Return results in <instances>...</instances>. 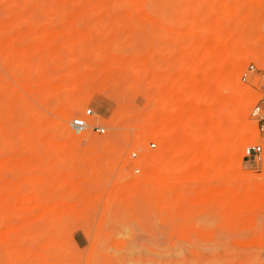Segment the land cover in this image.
Masks as SVG:
<instances>
[{"label": "rangeland", "instance_id": "obj_1", "mask_svg": "<svg viewBox=\"0 0 264 264\" xmlns=\"http://www.w3.org/2000/svg\"><path fill=\"white\" fill-rule=\"evenodd\" d=\"M193 1L0 0V264H264V0ZM199 109L217 167L176 152Z\"/></svg>", "mask_w": 264, "mask_h": 264}, {"label": "bare ground", "instance_id": "obj_2", "mask_svg": "<svg viewBox=\"0 0 264 264\" xmlns=\"http://www.w3.org/2000/svg\"><path fill=\"white\" fill-rule=\"evenodd\" d=\"M190 1L191 0H188V1L185 0V3L184 4L185 5L186 4L187 5L190 4ZM194 1H196V0H194ZM219 5L222 6L224 4L223 3L222 4L220 3ZM195 76L196 75L193 74V76H190L188 82H186V83H188L187 86H186V90H187V93H188L189 98L195 97V96L197 97L198 94L201 97L207 96L209 94V92H205L204 89L206 88L205 87L206 85H203V84L206 83V79L207 78H205V77H202V78H199L198 77L197 78ZM194 78L200 82V85H199V82H197V81H196L197 83L196 82H193V81H195ZM192 79H194L192 82L195 83V84H197L196 86L191 85L190 82H191ZM193 110L194 109H193L192 106H187L185 108V111H187L189 113H190V111L192 112ZM193 113H194L193 114L194 117H193L191 123L189 124L188 131L185 134L180 135L179 141H177L178 143L176 144V152H178V153H180V152L181 153H186L189 156H192L193 155L194 157H196V159L203 160V162L207 161L205 159H208V157H209L208 164H211L212 163L213 166L214 165L216 166V163H218V162H216V160L214 161L212 158H210L211 156L207 152H208V149L211 147L212 142L217 139V134H218V131L217 130L218 129L216 127H214L213 125H211L209 121H206L205 118L210 115L209 111L202 110V109L200 110L199 109V110H197L196 112H193ZM205 124H206V126H205ZM146 134H145V131H144V132H139V134L137 135V137H138L137 140L141 141V144L139 145V147L141 145L142 146L144 145V143H143L144 140L146 141V140H150V139L153 140V141L158 142V144H159V141L157 139H158V136L160 135V132L157 130V128H155L153 130V132L150 133V135H146ZM196 134L199 135V136H201V138L198 141L196 140L197 142L195 141V137H194V135H196ZM145 135L148 136L146 139H145ZM135 146H137V145H135ZM134 150H135V148H134ZM142 150H144V149L142 148ZM152 150H153L152 152L149 151L148 154L146 153L147 154L146 156H143V154H142V159H140V160H143V163H148L149 161L156 162V160H157L156 157H157L158 149L155 150V151H154V149H152ZM214 151L217 153L216 155L219 157L218 159H220V160L224 157V155H226V150L223 149V148H221V146H218V147L216 146ZM230 153H229V156H230ZM136 160L137 161H140L139 159H136ZM137 161L135 163H137ZM127 163H128V159H127ZM206 164H207V162H206ZM263 169H264V165H263ZM246 196H248V195H246Z\"/></svg>", "mask_w": 264, "mask_h": 264}, {"label": "built area", "instance_id": "obj_3", "mask_svg": "<svg viewBox=\"0 0 264 264\" xmlns=\"http://www.w3.org/2000/svg\"><path fill=\"white\" fill-rule=\"evenodd\" d=\"M254 64L250 63L246 67V70L242 74V79L245 80L246 76L249 72L253 71ZM93 114L91 108H87L83 114L76 115L72 117L69 121V125L71 129L76 132L80 133L88 128H91L94 132H98L100 134L105 133L106 127L100 124L91 125L88 122V117ZM250 116L257 121V126L260 134H264V111L260 107L259 104H254L249 112ZM263 144L264 141L255 142L244 147V156L247 158H251L252 161L256 162L261 160L262 153H263ZM151 146H155V142H151ZM133 159H137L139 157L137 151H131L130 153ZM135 171H139V167L134 168Z\"/></svg>", "mask_w": 264, "mask_h": 264}]
</instances>
